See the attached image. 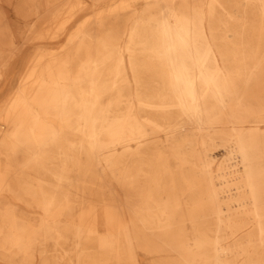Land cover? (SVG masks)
Returning a JSON list of instances; mask_svg holds the SVG:
<instances>
[{
    "label": "bare ground",
    "instance_id": "1",
    "mask_svg": "<svg viewBox=\"0 0 264 264\" xmlns=\"http://www.w3.org/2000/svg\"><path fill=\"white\" fill-rule=\"evenodd\" d=\"M15 12L63 42L34 49L0 103V260L264 264V0ZM7 29L0 11V85ZM111 180L123 205L100 195Z\"/></svg>",
    "mask_w": 264,
    "mask_h": 264
},
{
    "label": "rangeland",
    "instance_id": "2",
    "mask_svg": "<svg viewBox=\"0 0 264 264\" xmlns=\"http://www.w3.org/2000/svg\"><path fill=\"white\" fill-rule=\"evenodd\" d=\"M17 1L18 0H1L0 1V11L2 12L3 18L5 19V22L8 25L7 33L14 36V39L16 41V46L18 48V50H15V52L16 53L18 52V54L14 58V64L12 65L11 73L7 74L6 78L4 79V82L0 85V103L5 98V96L8 94L10 86L15 80L17 73L22 69V65L24 61L28 58V56L34 49H37L38 47L42 45L47 48L56 49L63 42V40H60V41H46L45 40L42 42L33 41L32 40L33 32H31V28H32V24L35 21L37 23L38 20H35L34 16H30L26 18H24L23 15L21 17L18 16L15 12V7H17ZM43 15L44 13H41L40 18H42ZM29 22L31 24H29ZM4 60L6 59L5 58L0 59V63H2L1 61H4ZM105 185L106 187L103 188V191L100 194L102 198L104 200H108L110 204L123 205V203L125 202V197H124L125 193L123 194L121 191H119V189L117 188L113 180L106 181ZM91 190H94V189L92 188ZM8 199H9V195L7 193H3L2 195H0L1 203L7 201ZM14 203L16 204V202ZM16 205H17L16 210L23 217L31 216L32 212L27 211L23 207V205H21V203L16 204ZM141 260L144 262L143 257H141ZM0 264H16V263L15 261L3 262L0 260ZM31 264H34V263H31Z\"/></svg>",
    "mask_w": 264,
    "mask_h": 264
}]
</instances>
